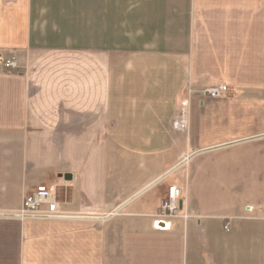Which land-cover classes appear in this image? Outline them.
<instances>
[{"label": "crops", "instance_id": "obj_1", "mask_svg": "<svg viewBox=\"0 0 264 264\" xmlns=\"http://www.w3.org/2000/svg\"><path fill=\"white\" fill-rule=\"evenodd\" d=\"M170 185L185 217L160 229ZM40 186L65 218L6 216ZM248 207L264 209V0H0V264H264Z\"/></svg>", "mask_w": 264, "mask_h": 264}, {"label": "built area", "instance_id": "obj_2", "mask_svg": "<svg viewBox=\"0 0 264 264\" xmlns=\"http://www.w3.org/2000/svg\"><path fill=\"white\" fill-rule=\"evenodd\" d=\"M4 66L8 70L17 69V61L15 58H11L4 62ZM227 91V87L224 85L210 86L203 89L200 94L209 99H216L223 95ZM181 201V193L177 186L170 185L167 188L165 197L160 204V219L155 223L157 228L164 229L166 224L163 219L169 221L174 218H178L182 215V211L179 208ZM248 212L257 214L264 218V209H253L248 207ZM18 215L24 216H37L48 219H59L66 217L65 214L59 211V203L57 201L56 190L53 187H38L32 194L24 197L22 202V208ZM42 219V218H41ZM227 229V226L225 227Z\"/></svg>", "mask_w": 264, "mask_h": 264}, {"label": "water", "instance_id": "obj_3", "mask_svg": "<svg viewBox=\"0 0 264 264\" xmlns=\"http://www.w3.org/2000/svg\"><path fill=\"white\" fill-rule=\"evenodd\" d=\"M204 151V150H203ZM201 152V151H200ZM199 153V152H196ZM185 161V160H184ZM184 161L180 162L179 164H177L176 166L172 167L170 170H168L167 172H165L162 176H160L157 180H155L154 182H152L151 184H149L148 186H146L144 189H142L141 191L137 192L136 194H134L131 198H129L127 201H125L123 204H121L119 207H117L111 214H109L108 216L104 217V218H94V219H98V220H103V219H107L109 217H111L113 214L117 213V211L126 203L130 202L131 200H133L134 198H136L137 196H139L140 194H142L143 192H145L146 190H148L149 188H151L152 186H154L155 184H157L158 182H160L161 180H163L164 178H166L167 176H169L170 174H172L174 171H176L178 168H180L183 164ZM64 180L65 181H70L71 180V176L70 175H65L64 176ZM182 205L181 203L179 204V208L181 209ZM248 210V208H247ZM7 217H18V218H32V219H41L43 217H37V216H20L18 214L16 215H6ZM65 218V217H64Z\"/></svg>", "mask_w": 264, "mask_h": 264}, {"label": "rangeland", "instance_id": "obj_4", "mask_svg": "<svg viewBox=\"0 0 264 264\" xmlns=\"http://www.w3.org/2000/svg\"><path fill=\"white\" fill-rule=\"evenodd\" d=\"M7 61V60H6ZM225 86V85H224ZM210 87V86H209ZM227 87V86H226ZM206 88H208V87H206ZM203 89H205V88H203ZM202 89V90H203ZM201 90V91H202ZM200 91V92H201ZM228 94H229V88L227 87V91L223 94V95H221L220 97H218V98H216V99H211V100H221V99H223V98H225L226 96H228ZM202 96V95H201ZM202 97H204V96H202ZM204 98H208V97H204Z\"/></svg>", "mask_w": 264, "mask_h": 264}]
</instances>
